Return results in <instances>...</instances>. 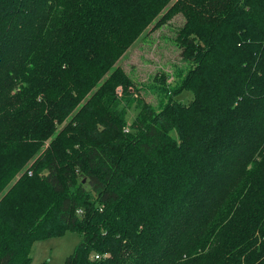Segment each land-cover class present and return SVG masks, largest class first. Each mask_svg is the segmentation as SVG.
<instances>
[{
  "label": "trees",
  "instance_id": "16d2710c",
  "mask_svg": "<svg viewBox=\"0 0 264 264\" xmlns=\"http://www.w3.org/2000/svg\"><path fill=\"white\" fill-rule=\"evenodd\" d=\"M176 15L151 105L115 65ZM66 232L63 264H264V0H0V264Z\"/></svg>",
  "mask_w": 264,
  "mask_h": 264
},
{
  "label": "rangeland",
  "instance_id": "374dc122",
  "mask_svg": "<svg viewBox=\"0 0 264 264\" xmlns=\"http://www.w3.org/2000/svg\"><path fill=\"white\" fill-rule=\"evenodd\" d=\"M183 22V17L176 15L159 28L146 29L116 62L115 66H119L132 79L140 97L151 105L156 104V96L148 86L152 85L155 74H168L167 82L173 85L171 75L174 68L185 66L180 60V48L175 41L177 29ZM191 97L192 93L186 90L175 96V100L186 103ZM136 114L137 110L133 106L128 108L126 122H130ZM80 240L78 232H66L60 237L35 241L29 254L31 262L41 264L49 261L51 264H63Z\"/></svg>",
  "mask_w": 264,
  "mask_h": 264
},
{
  "label": "built area",
  "instance_id": "2783aa9c",
  "mask_svg": "<svg viewBox=\"0 0 264 264\" xmlns=\"http://www.w3.org/2000/svg\"><path fill=\"white\" fill-rule=\"evenodd\" d=\"M94 258H98V255H94Z\"/></svg>",
  "mask_w": 264,
  "mask_h": 264
}]
</instances>
